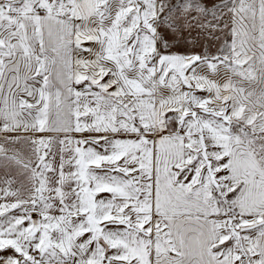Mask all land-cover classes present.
Here are the masks:
<instances>
[{
  "label": "crops",
  "instance_id": "0c3cea01",
  "mask_svg": "<svg viewBox=\"0 0 264 264\" xmlns=\"http://www.w3.org/2000/svg\"><path fill=\"white\" fill-rule=\"evenodd\" d=\"M49 96L116 176L76 220L117 222L119 264H264V0H0V113L54 128ZM11 181L0 264H60Z\"/></svg>",
  "mask_w": 264,
  "mask_h": 264
},
{
  "label": "rangeland",
  "instance_id": "374dc122",
  "mask_svg": "<svg viewBox=\"0 0 264 264\" xmlns=\"http://www.w3.org/2000/svg\"><path fill=\"white\" fill-rule=\"evenodd\" d=\"M48 98L49 102L54 101L58 107L62 104L65 109L64 113L49 114L56 115L54 128L38 125L39 119L36 116H30L32 118L29 117L28 122H21L23 119L15 114L11 116L10 113H0V177H10L11 185L16 187L14 194L18 198L28 197V212H31L32 205L37 200L36 206L44 204L48 216L56 213V231L51 230L50 227L55 224L49 219L45 230V252L56 249V263L119 264L121 259L117 255V222L76 220L77 215L84 216L86 202L95 206L94 214L96 209L103 211L106 208L108 195L117 192L103 190L104 185L108 180H115L116 176L99 174L98 168L94 167L98 166L100 159L92 162L85 160L84 137L66 131L68 99L58 101L56 96ZM5 153H13L11 156L14 157L23 154V167L14 166L18 165L17 158L9 157L8 162L13 164L10 166ZM88 153L93 155V152ZM223 192L229 193V189ZM69 215L75 216L71 222L66 217ZM102 239L108 244L107 252L101 244ZM119 247L121 248L120 244Z\"/></svg>",
  "mask_w": 264,
  "mask_h": 264
}]
</instances>
